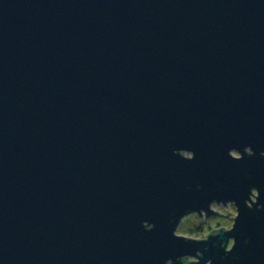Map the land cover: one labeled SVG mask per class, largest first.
Wrapping results in <instances>:
<instances>
[{
    "label": "water",
    "instance_id": "1",
    "mask_svg": "<svg viewBox=\"0 0 264 264\" xmlns=\"http://www.w3.org/2000/svg\"><path fill=\"white\" fill-rule=\"evenodd\" d=\"M0 264H264V0H0Z\"/></svg>",
    "mask_w": 264,
    "mask_h": 264
},
{
    "label": "rangeland",
    "instance_id": "2",
    "mask_svg": "<svg viewBox=\"0 0 264 264\" xmlns=\"http://www.w3.org/2000/svg\"><path fill=\"white\" fill-rule=\"evenodd\" d=\"M186 154L188 155V153ZM234 154L238 155L237 152H234ZM216 210L219 213L213 216L210 221H207L205 217L196 213L190 214L189 216L185 217V219L182 221L181 225L178 228V233L193 238H204L214 228L231 227L234 222V217H236L237 215V210L234 204H222L220 206H217ZM196 225H203L202 232H198L195 234L187 233L191 228H195Z\"/></svg>",
    "mask_w": 264,
    "mask_h": 264
},
{
    "label": "flooded vegetation",
    "instance_id": "3",
    "mask_svg": "<svg viewBox=\"0 0 264 264\" xmlns=\"http://www.w3.org/2000/svg\"><path fill=\"white\" fill-rule=\"evenodd\" d=\"M256 195H257V192L256 191H254V194H253V200H256ZM220 205H222V204H218V203H214L213 205H212V208L214 209V210H216V207L217 206H220ZM235 206V205H234ZM236 208V207H235ZM237 210V209H236ZM217 211V210H216ZM237 214H238V212H237ZM199 215V214H198ZM217 215V214H216ZM203 217H205V219L207 220V221H210V219L213 217V216H215V215H213V216H211V217H207L205 214L204 215H202ZM237 216V215H236ZM233 221H235V217H234V220ZM233 224H234V222H233ZM233 224H232V226L231 227H228V228H226V229H230V228H232L233 227ZM217 229H219V228H214V229H212L207 235H206V237H204V238H207L208 237V235L209 234H211V233H213V231H215V230H217ZM234 244V240H232V242L230 243V246H229V249L232 247V245ZM188 261H197L198 259L197 258H189V259H187Z\"/></svg>",
    "mask_w": 264,
    "mask_h": 264
},
{
    "label": "trees",
    "instance_id": "4",
    "mask_svg": "<svg viewBox=\"0 0 264 264\" xmlns=\"http://www.w3.org/2000/svg\"><path fill=\"white\" fill-rule=\"evenodd\" d=\"M202 226L196 225L195 228H191L187 233H191V234H195V233H198V232L200 233V232H202V229H203Z\"/></svg>",
    "mask_w": 264,
    "mask_h": 264
}]
</instances>
